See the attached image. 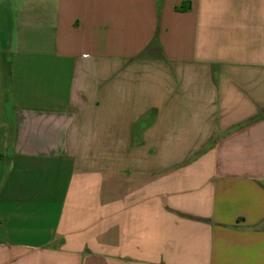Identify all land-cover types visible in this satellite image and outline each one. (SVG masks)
<instances>
[{"label":"crops","instance_id":"obj_1","mask_svg":"<svg viewBox=\"0 0 264 264\" xmlns=\"http://www.w3.org/2000/svg\"><path fill=\"white\" fill-rule=\"evenodd\" d=\"M0 264H264V0H0Z\"/></svg>","mask_w":264,"mask_h":264},{"label":"trees","instance_id":"obj_2","mask_svg":"<svg viewBox=\"0 0 264 264\" xmlns=\"http://www.w3.org/2000/svg\"><path fill=\"white\" fill-rule=\"evenodd\" d=\"M150 49H151V54L153 56L157 55V56H160V53H161V48L158 44L157 41H152L149 45Z\"/></svg>","mask_w":264,"mask_h":264}]
</instances>
